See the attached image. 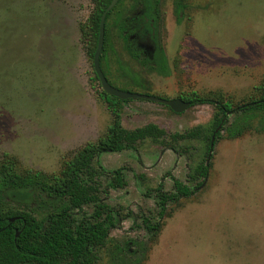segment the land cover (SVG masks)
<instances>
[{
  "label": "rangeland",
  "instance_id": "obj_1",
  "mask_svg": "<svg viewBox=\"0 0 264 264\" xmlns=\"http://www.w3.org/2000/svg\"><path fill=\"white\" fill-rule=\"evenodd\" d=\"M93 7L92 0H0V156L16 157L21 170L59 173L112 122L91 57ZM110 21L104 67L113 86L168 99L196 95L243 103L260 96L264 0H162L167 74L134 60ZM119 108L127 128L154 122L184 132L201 125L202 137L179 142V154L149 138L137 149L100 156L107 169L126 167L128 184L109 190L107 201L123 219L97 250L95 264H264V128L258 113L230 115L208 158L214 105L177 113L133 98ZM204 160L210 163L204 185L170 202L157 235L149 236L141 215L159 220L154 189L163 182L172 192V175L192 185L189 172Z\"/></svg>",
  "mask_w": 264,
  "mask_h": 264
},
{
  "label": "trees",
  "instance_id": "obj_2",
  "mask_svg": "<svg viewBox=\"0 0 264 264\" xmlns=\"http://www.w3.org/2000/svg\"><path fill=\"white\" fill-rule=\"evenodd\" d=\"M111 1L92 0L94 7L89 26L96 47L101 15ZM161 19L162 0H131L128 6L125 0H119L108 12L101 55V66L108 80L104 59L109 42L110 20L124 48L134 60L147 69L168 73L167 57L160 41ZM96 47L91 51L92 58ZM96 78L99 80L97 75ZM257 88L260 96L243 103L196 95L181 97L190 101L191 106L212 104L216 109L206 151L208 158L212 157L213 146L230 115L258 113L257 122L264 128V83ZM100 95L112 113V122L97 140H89L79 148L64 163L59 173L21 170L16 157L8 153L0 156V264H95L97 250L106 243L111 230L123 219L121 211L107 201L109 190L124 188L128 184L126 167L107 169L101 163L100 156L107 152L137 149L140 142L149 138L162 142L179 154L182 149L179 142L202 137L201 125L184 132H170L154 122L127 128L122 123L119 103L130 99H120L103 89ZM241 132L239 129L230 135L236 136ZM209 169V160L191 169L188 176L192 185L168 172L174 181L173 191L165 190L163 182L154 189L159 220L155 221L145 213L141 215L149 236L157 235L168 204L196 193L206 182ZM85 206H92V212L86 213ZM132 214V210L126 213L127 216ZM12 218L15 220L11 221ZM17 229L20 232L18 236Z\"/></svg>",
  "mask_w": 264,
  "mask_h": 264
},
{
  "label": "water",
  "instance_id": "obj_3",
  "mask_svg": "<svg viewBox=\"0 0 264 264\" xmlns=\"http://www.w3.org/2000/svg\"><path fill=\"white\" fill-rule=\"evenodd\" d=\"M118 1L119 0H112L110 4L107 6V8L104 10V12L102 13L101 19H100L98 43H97V47L94 53L93 65H94V71L99 78L102 89L108 94L113 95L123 100L133 99V98L149 99L155 102L163 103L177 113H182L186 111L191 106L190 101L184 100L182 98L168 99V98H162V97H158V96H154V95H150L146 93L126 91V90H122V89H119L113 86L109 82L101 66V55H102L103 47L105 44L106 17H107L108 12L111 11L117 5ZM213 142H214V137L212 138V143H211L212 145H213ZM14 220L15 218L11 219V221H14ZM19 233L20 232L17 229L16 236H18Z\"/></svg>",
  "mask_w": 264,
  "mask_h": 264
}]
</instances>
